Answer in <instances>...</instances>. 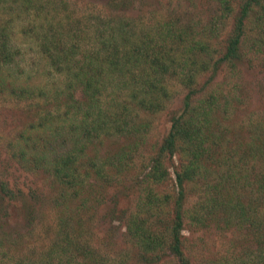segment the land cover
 <instances>
[{
  "label": "trees",
  "instance_id": "trees-1",
  "mask_svg": "<svg viewBox=\"0 0 264 264\" xmlns=\"http://www.w3.org/2000/svg\"><path fill=\"white\" fill-rule=\"evenodd\" d=\"M211 1L206 22L173 8L148 18L113 8L78 28L63 0H0V99L33 112L12 136L0 133V146L5 160L47 180L53 190L42 195L55 210L49 242L17 264H264V114L232 117L243 66L264 58V0ZM13 19L27 20L43 77L17 68ZM171 85L184 90L181 107L134 167ZM126 179L134 201L118 211ZM16 199L24 194L0 178V205ZM100 208L107 227L98 234ZM186 228L226 235L227 247L191 255Z\"/></svg>",
  "mask_w": 264,
  "mask_h": 264
},
{
  "label": "rangeland",
  "instance_id": "rangeland-1",
  "mask_svg": "<svg viewBox=\"0 0 264 264\" xmlns=\"http://www.w3.org/2000/svg\"><path fill=\"white\" fill-rule=\"evenodd\" d=\"M65 1L64 13L70 14L75 21L80 22L77 26L81 28L87 19V16L93 13L110 12L111 9L122 12L126 15H139L144 18L154 15L153 8L157 7V14L168 8H173L175 12H186L199 17L203 22L212 13L214 6L211 0H139L135 2L133 7L130 5L119 6L108 2V0H63ZM149 11H152L151 13ZM24 17H18V19ZM230 18L225 20L219 26V36H223L229 28ZM12 33L11 43L19 50L17 68L21 71L22 76L32 78L43 77L44 73L49 71L45 64L41 52L39 51L35 39L30 34L22 31L27 25V20L13 19L11 21ZM212 40H215L212 38ZM45 64V65H44ZM17 69V70H18ZM54 75V74H53ZM209 73L200 76L199 80H203ZM53 78L57 80L58 76ZM243 81L239 84L243 87L238 92L239 97L243 100L240 107L232 111V117L239 120L245 116L255 117V115L264 114V58L253 60V63H245L243 66ZM33 80L37 82L38 80ZM220 80V71L213 77ZM171 93L170 98L164 102L163 110L153 117L151 129L148 133L146 141L142 144V148L135 154L134 167L140 161L145 162L151 148H153L167 132L169 127V117L177 112L181 107V99L184 90L179 86H169ZM32 111L19 104L13 106L4 99H0V133L4 139L20 128L23 123L30 120ZM223 123H228V118H223ZM113 143L104 146L107 150L113 147ZM7 152L5 146H0V178L8 180V186L19 189L24 194L23 200L4 201L0 205V234L5 232L8 234L6 239H2L0 235V264H17L15 258L24 255H36L42 246L46 245L51 239L53 229L52 226L55 210L48 202V198L43 195L52 192L47 186L45 180L40 173L32 174L21 169L17 163L5 160ZM135 169H133L134 172ZM129 178V176H128ZM131 180V179H130ZM126 179L125 185L127 189L117 193V209L118 211L127 210L132 207L134 201L135 189L131 187L132 181ZM34 192V196L30 197L29 193ZM47 192V193H46ZM37 193V195H36ZM43 194V195H42ZM25 200H29L25 203ZM26 206H28L26 208ZM31 209V217L28 219L27 210ZM103 210L97 209L93 212L94 226L93 230L98 234L103 228H106L104 222L98 221L101 218ZM119 232V230H118ZM185 244L191 249V255H211L213 253H221L227 247L228 236L218 235L212 232H204L202 230H183ZM119 240V239H118ZM120 241H118V245ZM3 253V254H2Z\"/></svg>",
  "mask_w": 264,
  "mask_h": 264
}]
</instances>
